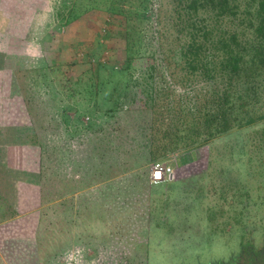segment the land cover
Returning <instances> with one entry per match:
<instances>
[{
	"label": "rangeland",
	"instance_id": "rangeland-1",
	"mask_svg": "<svg viewBox=\"0 0 264 264\" xmlns=\"http://www.w3.org/2000/svg\"><path fill=\"white\" fill-rule=\"evenodd\" d=\"M176 2L0 0V264H228L264 250V123L171 152L220 86L162 63Z\"/></svg>",
	"mask_w": 264,
	"mask_h": 264
},
{
	"label": "trees",
	"instance_id": "trees-1",
	"mask_svg": "<svg viewBox=\"0 0 264 264\" xmlns=\"http://www.w3.org/2000/svg\"><path fill=\"white\" fill-rule=\"evenodd\" d=\"M176 3L171 22L174 40L171 52L161 54L162 63L181 70L182 81L200 76L220 86H212L204 103L189 114L185 130L171 134V152L208 144L232 129L264 123V0ZM160 43L162 48V39ZM126 49L128 53V44ZM257 138L264 156V126ZM260 163L264 169V161ZM242 250L228 264H264V250Z\"/></svg>",
	"mask_w": 264,
	"mask_h": 264
},
{
	"label": "built area",
	"instance_id": "built-area-1",
	"mask_svg": "<svg viewBox=\"0 0 264 264\" xmlns=\"http://www.w3.org/2000/svg\"><path fill=\"white\" fill-rule=\"evenodd\" d=\"M165 177V171L163 169V167L160 164H155L152 167V171L150 174V180L151 182L155 183V182H160L164 179Z\"/></svg>",
	"mask_w": 264,
	"mask_h": 264
}]
</instances>
